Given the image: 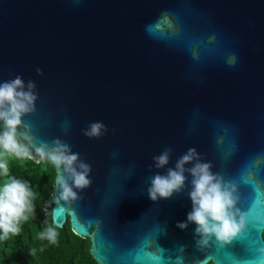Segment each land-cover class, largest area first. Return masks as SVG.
Instances as JSON below:
<instances>
[{
	"label": "water",
	"instance_id": "water-1",
	"mask_svg": "<svg viewBox=\"0 0 264 264\" xmlns=\"http://www.w3.org/2000/svg\"><path fill=\"white\" fill-rule=\"evenodd\" d=\"M17 76L26 91L35 84L22 117L35 144L59 140L79 154L77 171L90 166L83 189L55 169L42 206L89 238L97 264H236L229 254L244 264L264 246V218L250 216L224 248L214 237L198 245L194 223L177 227L192 211L187 171L170 198L148 195L151 178L194 148L247 209L241 172L264 156V0H0V83ZM94 122L106 131L85 136ZM257 176L264 183V163ZM59 178L75 199H60Z\"/></svg>",
	"mask_w": 264,
	"mask_h": 264
},
{
	"label": "clouds",
	"instance_id": "clouds-1",
	"mask_svg": "<svg viewBox=\"0 0 264 264\" xmlns=\"http://www.w3.org/2000/svg\"><path fill=\"white\" fill-rule=\"evenodd\" d=\"M35 84L29 82L27 91L24 90L23 80L17 76L12 81L0 83V177L4 181L0 183V240L6 239L9 234L18 235L20 225L28 221L34 214V192L25 181L8 179L9 160L27 161L39 156L40 161L50 163L56 170L63 167L76 188L83 189L90 184L88 174L90 166L80 162L77 171L74 164L78 160V153H70V147L59 140L54 141L53 146L39 143L37 146L34 137L30 133L28 125L23 123L22 117L34 111V102L37 99L33 93ZM24 128L23 132L19 129ZM102 130L106 131L101 122L90 124L84 135L90 138L100 137ZM35 149V156L32 149ZM171 149H165L159 156L154 157L155 167L162 168L168 164ZM197 161L190 169H185V164ZM264 163V156H257L241 172L240 183L250 188L249 205L246 210L237 207L240 196L236 195V183L225 181L218 173L211 171L209 163L199 162L196 150L191 148L176 163L175 169L169 168L166 175H155L151 178V186L148 188L149 198L156 201L158 198L167 199L174 192L180 191L185 185V171L189 172L191 190L189 193L192 202V211L187 215L186 222H180L177 227L186 229L188 223L196 225L195 233L201 237L198 245L207 246L214 237L221 248L231 245L233 241L245 237L248 232L250 216L258 220L264 218V183L257 176L259 166ZM60 199L68 201L75 199L76 193L68 185L65 179L59 178ZM48 226L39 238L55 244L58 233V224ZM260 240L264 241V227L259 228ZM254 259L244 261V264H264V246L255 249ZM232 262L239 264V259L229 254ZM160 259V257H154ZM199 264H204L200 261Z\"/></svg>",
	"mask_w": 264,
	"mask_h": 264
},
{
	"label": "trees",
	"instance_id": "trees-1",
	"mask_svg": "<svg viewBox=\"0 0 264 264\" xmlns=\"http://www.w3.org/2000/svg\"><path fill=\"white\" fill-rule=\"evenodd\" d=\"M9 166L7 178L27 182L34 192V214L21 223L18 235L9 234L0 240V264H97L89 252V238L76 235L68 220L57 227L55 244L39 238L45 228L54 226L51 210L42 205L50 195L55 168L50 163L33 160H9ZM4 179L0 177V183Z\"/></svg>",
	"mask_w": 264,
	"mask_h": 264
},
{
	"label": "flooded vegetation",
	"instance_id": "flooded-vegetation-1",
	"mask_svg": "<svg viewBox=\"0 0 264 264\" xmlns=\"http://www.w3.org/2000/svg\"><path fill=\"white\" fill-rule=\"evenodd\" d=\"M208 264H211L210 262Z\"/></svg>",
	"mask_w": 264,
	"mask_h": 264
}]
</instances>
